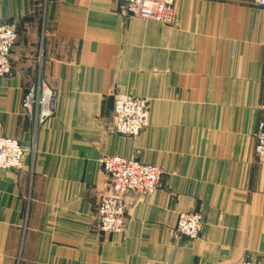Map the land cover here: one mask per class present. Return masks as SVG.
I'll return each instance as SVG.
<instances>
[{"label":"crops","instance_id":"1","mask_svg":"<svg viewBox=\"0 0 264 264\" xmlns=\"http://www.w3.org/2000/svg\"><path fill=\"white\" fill-rule=\"evenodd\" d=\"M177 22L132 16L119 0H0L18 38L0 78V134L26 149L0 170V264H264V6L178 0ZM44 81L55 113L23 106ZM150 100V126L115 131L114 95ZM163 167L155 194L126 197V239L99 229L102 155ZM184 211L196 239L173 237Z\"/></svg>","mask_w":264,"mask_h":264},{"label":"built area","instance_id":"2","mask_svg":"<svg viewBox=\"0 0 264 264\" xmlns=\"http://www.w3.org/2000/svg\"><path fill=\"white\" fill-rule=\"evenodd\" d=\"M123 11L129 15L156 21L165 25L177 22L178 0H119ZM264 6V0H255ZM18 38L14 23H0V78L12 70V51ZM58 96L42 81L36 91H31L23 102L27 113L36 125L43 124L56 110ZM116 133L129 137L138 136L150 126V100L147 97L116 93L114 95ZM254 152L264 161V121L258 124ZM26 149L19 140L0 134V170H15L23 165ZM100 167L109 177L108 189L100 196L97 207L99 229L118 234L126 239V197L130 193L150 196L157 191L164 174L162 166L123 155H102ZM204 228L203 215L198 211H184L178 216L173 237L198 238ZM223 264H259L243 259Z\"/></svg>","mask_w":264,"mask_h":264},{"label":"rangeland","instance_id":"3","mask_svg":"<svg viewBox=\"0 0 264 264\" xmlns=\"http://www.w3.org/2000/svg\"><path fill=\"white\" fill-rule=\"evenodd\" d=\"M150 109H151V105H150ZM245 259H248V258H245ZM248 260H252V259H248ZM253 261H255V262L261 264L259 261H256V260H253ZM232 263H234V262H232Z\"/></svg>","mask_w":264,"mask_h":264}]
</instances>
